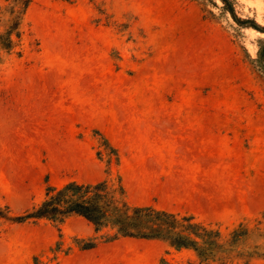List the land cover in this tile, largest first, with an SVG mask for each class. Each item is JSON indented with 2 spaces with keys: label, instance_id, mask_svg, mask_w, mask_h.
Wrapping results in <instances>:
<instances>
[{
  "label": "rangeland",
  "instance_id": "rangeland-1",
  "mask_svg": "<svg viewBox=\"0 0 264 264\" xmlns=\"http://www.w3.org/2000/svg\"><path fill=\"white\" fill-rule=\"evenodd\" d=\"M230 1L264 29V0ZM15 5L0 0V214L106 181L219 229L224 263L264 264V32L222 0H32L9 50ZM113 233L0 217V264H199Z\"/></svg>",
  "mask_w": 264,
  "mask_h": 264
},
{
  "label": "trees",
  "instance_id": "trees-1",
  "mask_svg": "<svg viewBox=\"0 0 264 264\" xmlns=\"http://www.w3.org/2000/svg\"><path fill=\"white\" fill-rule=\"evenodd\" d=\"M229 8L236 22L249 23L254 29L264 32L252 21H240L231 7L230 0H222ZM15 7L7 21L8 28L1 37L6 49L14 46L13 36L21 37L20 24L32 0H14ZM80 217L92 224L96 232L110 229L112 240L120 237L143 240H161L177 252H195L199 264H227L219 257L223 253L222 232L212 226L198 222L193 216H180L152 207H132L125 199V190L119 186V196L108 182L82 184L71 182L61 188L49 186L45 199L24 214L0 217L16 223H36L47 220L54 224H64L71 217ZM243 235L234 233L232 244L236 245ZM96 242L85 243L81 249L95 248ZM160 264H170L163 258Z\"/></svg>",
  "mask_w": 264,
  "mask_h": 264
}]
</instances>
